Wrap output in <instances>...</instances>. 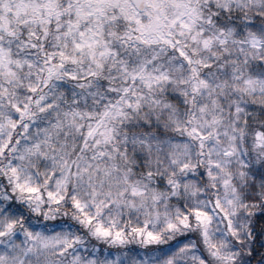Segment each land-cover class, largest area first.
Masks as SVG:
<instances>
[{"label": "snow or ice", "instance_id": "1", "mask_svg": "<svg viewBox=\"0 0 264 264\" xmlns=\"http://www.w3.org/2000/svg\"><path fill=\"white\" fill-rule=\"evenodd\" d=\"M0 264H264V0H0Z\"/></svg>", "mask_w": 264, "mask_h": 264}]
</instances>
